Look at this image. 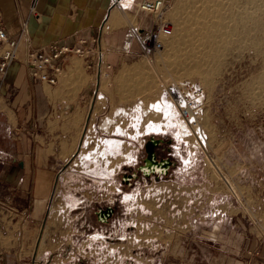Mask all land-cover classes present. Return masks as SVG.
<instances>
[{"label":"rangeland","instance_id":"374dc122","mask_svg":"<svg viewBox=\"0 0 264 264\" xmlns=\"http://www.w3.org/2000/svg\"><path fill=\"white\" fill-rule=\"evenodd\" d=\"M187 1L165 0L174 33L175 13H183ZM230 5L222 54L208 58L203 71L169 67L171 36L155 68L137 50L110 80L103 77L91 119L78 126L66 156L56 155L53 168L43 170L36 196L29 188L14 196L0 174V200L23 209L20 223L0 206V264H72L82 256L91 264H184L191 257L194 263L195 240H209L220 226L222 232L235 227L264 238V0ZM127 15L138 27L142 15ZM184 47V57L175 61L188 60L191 46ZM88 79L94 83L93 76ZM181 80L205 87L202 138L190 134L165 90ZM6 130L0 115L4 147ZM158 134L177 146L179 168L168 178L144 179L122 191L118 174L134 162L144 138ZM118 199L119 217L106 232L93 210Z\"/></svg>","mask_w":264,"mask_h":264},{"label":"crops","instance_id":"0c3cea01","mask_svg":"<svg viewBox=\"0 0 264 264\" xmlns=\"http://www.w3.org/2000/svg\"><path fill=\"white\" fill-rule=\"evenodd\" d=\"M137 1L0 0V21L8 34L19 40L20 48L19 58L0 79V115L7 125L3 136L7 146H0V174L6 176L14 196L22 197L26 188L29 195H37L42 182L39 176L44 169L53 168V157L66 156L78 126L91 119L89 110L96 106V86L88 79L92 73L84 60L67 57L59 83L51 85L30 76L23 62L27 47L40 48L51 42L76 44L81 38L92 43L93 38H101L115 68L140 50L132 32L135 23L127 15L138 16ZM140 14L137 26L148 29L152 17ZM0 206L11 220L23 221V209L10 201L0 200ZM213 234L209 240L202 238L201 244L197 240L191 244L190 250L196 251L190 253V257L195 255L194 263L191 257L184 264H242L248 247L264 246V238L250 237L235 227L222 232L220 226Z\"/></svg>","mask_w":264,"mask_h":264},{"label":"built area","instance_id":"2783aa9c","mask_svg":"<svg viewBox=\"0 0 264 264\" xmlns=\"http://www.w3.org/2000/svg\"><path fill=\"white\" fill-rule=\"evenodd\" d=\"M137 11L152 17L148 29L135 27L132 29L134 38L140 47V56L147 64L155 68L157 60L165 50V41L174 33V25L166 20L165 0H139ZM152 40V44L149 41ZM88 40L81 38L76 44H60L51 42L40 48L28 46L23 57L29 74L32 78L51 85H56L65 71V61L69 56H77L84 60L85 67L94 77L96 91H99L100 78L111 79L114 65L109 62V48L101 38ZM0 79L8 66L19 58V40L10 36L0 21ZM161 79L162 74L157 72ZM110 84V83H109ZM168 98L174 105L180 118L187 124L193 137L202 138L200 127L204 105L205 87L202 85L187 84L180 81L174 86L164 85ZM242 264H264V246L260 244L248 247Z\"/></svg>","mask_w":264,"mask_h":264},{"label":"bare ground","instance_id":"6f19581e","mask_svg":"<svg viewBox=\"0 0 264 264\" xmlns=\"http://www.w3.org/2000/svg\"><path fill=\"white\" fill-rule=\"evenodd\" d=\"M233 1L234 0H188L183 5L184 6V9H182L183 13L182 12L181 13L180 12L175 13V19L177 20V24L175 27L176 31L172 35V37L170 38L171 40H168V41H170V42H168V45L170 46L169 52L172 55L170 54V57H171V59L169 57L170 60L168 58H167L168 60L164 59V60L170 61L171 65H169V67L171 66V68H172V66L173 67L182 66V68L180 67V69L182 70L184 68L185 70H187V72L188 71L189 72H192V71L201 72V71H203L202 68L207 63L208 58L209 59H211L210 57H215V58L218 57L219 58V56L222 54L221 49H222V46L224 43L223 39L225 38V36L228 33V29H227V26H229V19H228L229 15L228 14H229V11H231V9H232L230 3ZM257 7L260 8V6H257ZM181 8H182V5H181ZM181 8H179L180 11H181ZM261 8L259 9V11L261 10ZM247 16H249V14ZM186 45L191 46L190 47L191 53H189L191 55L190 56L186 55V57L188 56L187 57L188 60L185 57L186 60L184 61V63H182L183 60L181 62L180 59H177L175 61L174 59L177 57H180L179 56L180 54L184 55V53H185L184 52V49H185L184 46H186ZM187 49H188V47H187ZM187 51H189V50H187ZM186 54H188V52ZM215 62H217V61H215ZM208 64H210V62ZM208 67L209 66H207V68ZM132 69H134V68H132ZM137 69H138V67H137ZM173 70H174V72H176V69H173ZM168 72H169V74L172 73V69L168 70ZM124 74H125L124 72L121 74L122 78H124V76H125ZM195 74H197V73H195ZM139 77H141V76H139ZM143 77H145V76H143ZM204 77H205V75H204ZM207 78H208V76H207ZM102 79H103V77L100 78V80H102ZM132 82H133V80H132ZM170 83H169V85H171ZM169 110H171V109H169ZM166 113H168V112H166ZM223 177H224L225 181L228 182L230 188L234 192H236L235 188L231 184L230 180L225 176H223Z\"/></svg>","mask_w":264,"mask_h":264},{"label":"flooded vegetation","instance_id":"af4514ba","mask_svg":"<svg viewBox=\"0 0 264 264\" xmlns=\"http://www.w3.org/2000/svg\"><path fill=\"white\" fill-rule=\"evenodd\" d=\"M151 145L152 154L147 150ZM173 140L164 135H149L144 138L142 147L131 164L126 166L119 174L122 191L130 190L135 184L144 179L152 180L168 178L179 168L181 156ZM119 199L112 202H105L97 205L93 210L96 217L95 222L101 228L108 232L114 221L119 217L120 206ZM2 264V263H1ZM72 264H91L89 258L84 256L77 257Z\"/></svg>","mask_w":264,"mask_h":264},{"label":"water","instance_id":"95a60500","mask_svg":"<svg viewBox=\"0 0 264 264\" xmlns=\"http://www.w3.org/2000/svg\"><path fill=\"white\" fill-rule=\"evenodd\" d=\"M147 150L150 153L149 155L151 156V154H152V148H151V145L150 144L147 146Z\"/></svg>","mask_w":264,"mask_h":264}]
</instances>
